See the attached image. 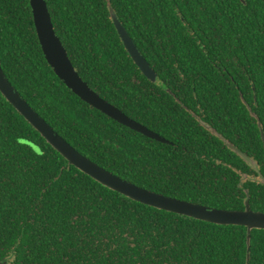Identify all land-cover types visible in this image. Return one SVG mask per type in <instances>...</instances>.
Listing matches in <instances>:
<instances>
[{"label":"trees","instance_id":"16d2710c","mask_svg":"<svg viewBox=\"0 0 264 264\" xmlns=\"http://www.w3.org/2000/svg\"><path fill=\"white\" fill-rule=\"evenodd\" d=\"M45 1L80 77L168 142L82 101L47 63L29 0H0L2 69L62 138L146 189L221 209L248 200L264 212V0ZM110 9L154 80L133 62ZM0 261L264 264V229L251 230L248 249L244 226L160 210L101 185L0 92Z\"/></svg>","mask_w":264,"mask_h":264},{"label":"water","instance_id":"95a60500","mask_svg":"<svg viewBox=\"0 0 264 264\" xmlns=\"http://www.w3.org/2000/svg\"><path fill=\"white\" fill-rule=\"evenodd\" d=\"M29 3L40 47L47 63L53 69L57 77L82 101L101 111L113 120L145 135L146 137L155 139L162 143L168 142L164 137L132 119L91 89L76 71L68 56L66 48L60 38L56 35L46 1L29 0ZM110 15L123 45L133 62L145 76L154 80V71L149 66L146 59L140 54L136 45L133 43L131 37L117 19L116 14L112 9H110ZM0 92L15 108V110L47 141L48 144L60 153L69 164L75 166L78 170L85 173L101 185L134 201L160 210L177 213L179 215L192 217L197 220L215 223L218 225L244 226L247 230L248 249L250 247L251 230L264 229V212L252 210L249 206L248 200L245 201V208L241 210L221 209L202 205L170 197L138 186L101 167L71 146L27 103L24 98H22L19 92L6 77L1 66V62ZM261 137L264 145V135L261 134ZM224 142L250 167L258 170V166L253 159L249 158L245 153L235 148L227 140L224 139ZM248 260L249 253L247 255V261ZM0 264H6V261H0Z\"/></svg>","mask_w":264,"mask_h":264}]
</instances>
